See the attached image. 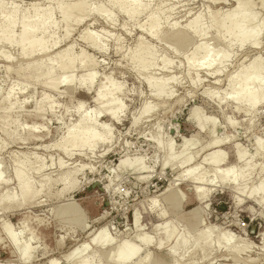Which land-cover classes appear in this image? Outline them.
I'll list each match as a JSON object with an SVG mask.
<instances>
[{
	"label": "clouds",
	"instance_id": "1",
	"mask_svg": "<svg viewBox=\"0 0 264 264\" xmlns=\"http://www.w3.org/2000/svg\"><path fill=\"white\" fill-rule=\"evenodd\" d=\"M261 117L264 0H0V249L13 264H150L153 248L264 264ZM225 192L255 213L239 232L214 207Z\"/></svg>",
	"mask_w": 264,
	"mask_h": 264
},
{
	"label": "rangeland",
	"instance_id": "2",
	"mask_svg": "<svg viewBox=\"0 0 264 264\" xmlns=\"http://www.w3.org/2000/svg\"><path fill=\"white\" fill-rule=\"evenodd\" d=\"M260 121L262 124H264V117L260 118ZM81 195H87L90 197V200L88 202H85V206H87L88 203H90L91 201L96 200L100 194L99 192H92V186H90L89 188H86L84 192L82 193H78L77 196L79 198V196ZM215 195L218 194H214V207H217L218 211H227V205H224V202H227L229 204V206L232 208V211L229 213V216L226 218L228 221V226L231 227V229L233 231H238L239 229L237 228V225L239 224V222L241 220H244L246 223H248V219L250 218V216L255 215V213H251L248 212L246 210H242V209H246L247 205L241 206L240 209L236 208L234 205H232L231 201L227 200V192H225V195L223 197V199L217 201L215 199ZM143 198V197H141ZM164 199L167 201V203L169 204L170 208L174 209V211L180 215L182 218H184V205L181 202L180 198H179V194L176 190H170L166 193H164ZM65 209L68 212H73L74 210H77V206L73 203V204H69V205H65L64 206ZM119 207V206H117ZM127 215L129 216V218H131V212L129 211L127 213ZM203 215V209L202 208H196V210L194 212L188 213L187 216L191 217V218H195L198 219ZM113 216H116V213H113ZM109 219H112L111 217H109ZM148 219H152L151 217H145L144 218V222H147ZM119 220V217H117V221ZM106 221H101V223H105ZM115 226L117 228H120L121 231L123 230V226L121 224H119L118 222L115 223ZM256 227V231H262L264 232V219H261L259 216H257V218L255 220L251 221V225L250 227ZM242 234V233H241ZM250 240H255L256 236L253 235L251 233V229L249 230V237ZM49 243H52V240H49ZM67 245H71L73 242L72 241H67L66 242ZM153 255L150 261V264H169V257L166 255V250H157L155 248L151 249ZM13 260H14V253L12 252L11 248L8 249H0V261L5 262V264H13ZM221 264H223V262H221ZM230 264V262H229Z\"/></svg>",
	"mask_w": 264,
	"mask_h": 264
},
{
	"label": "bare ground",
	"instance_id": "3",
	"mask_svg": "<svg viewBox=\"0 0 264 264\" xmlns=\"http://www.w3.org/2000/svg\"><path fill=\"white\" fill-rule=\"evenodd\" d=\"M174 210V209H173ZM166 253V252H165ZM166 255H167V253H166Z\"/></svg>",
	"mask_w": 264,
	"mask_h": 264
}]
</instances>
